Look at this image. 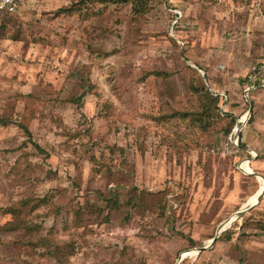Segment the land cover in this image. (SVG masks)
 I'll use <instances>...</instances> for the list:
<instances>
[{"label":"rangeland","instance_id":"374dc122","mask_svg":"<svg viewBox=\"0 0 264 264\" xmlns=\"http://www.w3.org/2000/svg\"><path fill=\"white\" fill-rule=\"evenodd\" d=\"M136 2L0 13V264H264V0Z\"/></svg>","mask_w":264,"mask_h":264},{"label":"trees","instance_id":"16d2710c","mask_svg":"<svg viewBox=\"0 0 264 264\" xmlns=\"http://www.w3.org/2000/svg\"><path fill=\"white\" fill-rule=\"evenodd\" d=\"M100 1H104V0H100ZM114 1L124 2L126 0H114ZM143 4L144 2H142V0H138V2H136V4L133 6L134 11L138 13L139 15L145 12L144 11L145 8ZM163 73H164L163 71H156L154 75H161ZM86 86L90 87V84L83 83V87L86 88ZM190 91L193 93L194 96L198 98V103H199L198 109L195 111H192L191 114L184 112L181 114V117L184 118V117L190 116L192 118L193 124L198 125L202 131H208V129L212 125L211 120L213 116L216 115L217 112H219L220 102L223 99V97H221L217 92L212 93L210 90H207L204 87H198L195 84L190 86ZM83 93H85V90L83 91ZM83 93L81 94V96L83 95ZM235 120L236 119L233 117L229 118V125H227L225 129L226 132L230 130L232 124H233L232 127H234ZM7 121L8 120L6 118L0 117L1 125L6 124ZM24 131H25V134L28 136V139H30L31 133L27 129V127H24ZM32 143H33V146L37 149V151L44 152V150L39 144H36V142H32ZM240 146H243V145H240ZM6 226L9 229H11L10 223H8V225Z\"/></svg>","mask_w":264,"mask_h":264},{"label":"built area","instance_id":"2783aa9c","mask_svg":"<svg viewBox=\"0 0 264 264\" xmlns=\"http://www.w3.org/2000/svg\"><path fill=\"white\" fill-rule=\"evenodd\" d=\"M25 0H0V13L4 15H13L21 6ZM221 97H226L224 93H218ZM223 109V108H221ZM239 122L236 123V128H234V131H238Z\"/></svg>","mask_w":264,"mask_h":264},{"label":"water","instance_id":"95a60500","mask_svg":"<svg viewBox=\"0 0 264 264\" xmlns=\"http://www.w3.org/2000/svg\"><path fill=\"white\" fill-rule=\"evenodd\" d=\"M262 193H264V187H262V189L260 190V192H259V194H258V197H257V200H260V197H261V194H262ZM256 203H257V202H255V203H253V204H250L247 208H245V209L239 211V212L237 213L238 216L243 215L246 211H248L249 209H251ZM215 238H216V237H214V238L212 239L211 243L214 242ZM203 248H205V247H202V248H200V249H203Z\"/></svg>","mask_w":264,"mask_h":264}]
</instances>
